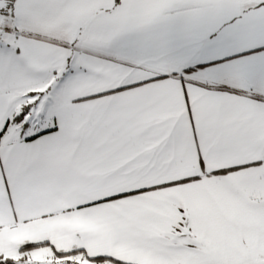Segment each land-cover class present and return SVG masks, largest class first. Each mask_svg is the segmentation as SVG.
I'll return each mask as SVG.
<instances>
[{
	"label": "snow or ice",
	"instance_id": "6c2138e0",
	"mask_svg": "<svg viewBox=\"0 0 264 264\" xmlns=\"http://www.w3.org/2000/svg\"><path fill=\"white\" fill-rule=\"evenodd\" d=\"M0 264H264V0H0Z\"/></svg>",
	"mask_w": 264,
	"mask_h": 264
}]
</instances>
